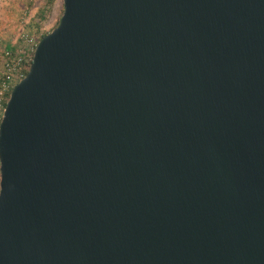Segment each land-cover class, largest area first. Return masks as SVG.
I'll return each mask as SVG.
<instances>
[{"label":"water","instance_id":"95a60500","mask_svg":"<svg viewBox=\"0 0 264 264\" xmlns=\"http://www.w3.org/2000/svg\"><path fill=\"white\" fill-rule=\"evenodd\" d=\"M0 120V264H264V0H61Z\"/></svg>","mask_w":264,"mask_h":264},{"label":"rangeland","instance_id":"374dc122","mask_svg":"<svg viewBox=\"0 0 264 264\" xmlns=\"http://www.w3.org/2000/svg\"><path fill=\"white\" fill-rule=\"evenodd\" d=\"M0 0V48L24 50L26 38L35 46L41 35L49 34L58 24L62 1Z\"/></svg>","mask_w":264,"mask_h":264},{"label":"built area","instance_id":"2783aa9c","mask_svg":"<svg viewBox=\"0 0 264 264\" xmlns=\"http://www.w3.org/2000/svg\"><path fill=\"white\" fill-rule=\"evenodd\" d=\"M22 40L26 42V47L28 46L24 50L16 48L11 51L0 48V120L4 109V96H9L12 87L25 76L22 69L27 66L28 70L35 48V44L26 38Z\"/></svg>","mask_w":264,"mask_h":264},{"label":"trees","instance_id":"16d2710c","mask_svg":"<svg viewBox=\"0 0 264 264\" xmlns=\"http://www.w3.org/2000/svg\"><path fill=\"white\" fill-rule=\"evenodd\" d=\"M49 2H50V0H47V1H46L47 4H49ZM43 36H45V35H44V34L41 35V36H40V39H41ZM6 49L11 50V51L14 50V49H10V48H6ZM22 71H23V75H25L26 72H27V66H24L23 69H22ZM7 98H8V94H6V95L4 96V105H5V103H6L5 101H6Z\"/></svg>","mask_w":264,"mask_h":264}]
</instances>
